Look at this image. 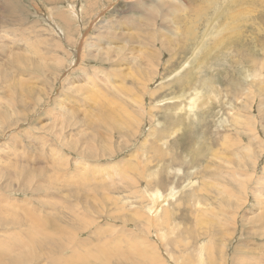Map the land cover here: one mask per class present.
<instances>
[{
    "label": "rangeland",
    "instance_id": "1",
    "mask_svg": "<svg viewBox=\"0 0 264 264\" xmlns=\"http://www.w3.org/2000/svg\"><path fill=\"white\" fill-rule=\"evenodd\" d=\"M215 1L0 0V264H264V0Z\"/></svg>",
    "mask_w": 264,
    "mask_h": 264
},
{
    "label": "bare ground",
    "instance_id": "2",
    "mask_svg": "<svg viewBox=\"0 0 264 264\" xmlns=\"http://www.w3.org/2000/svg\"><path fill=\"white\" fill-rule=\"evenodd\" d=\"M169 1H171V0H169ZM211 3H214V1L215 0H209ZM245 1V0H244ZM201 2H202V0H201ZM216 2L217 1H215V4H216ZM231 2L233 3V4H235L236 3V0H231ZM167 3V0L165 1V0H154V2H153V4L152 5H150V6H148L147 7V9H146V11L142 14V18L143 19H145V20H152V19H157V18H159L160 20H164L168 15H170L171 13H172V11H173V9L176 11L177 10V8L175 7V6H170V5H167L166 4ZM244 4V3H243ZM247 4V3H246ZM70 6V5H69ZM245 6V5H244ZM246 6H248V5H246ZM74 9V8H73ZM230 9V8H229ZM67 12H69V11H67ZM74 14V13H73ZM76 16V15H75ZM62 22L64 23V24H66V27H68L67 25H68V21H65V18L62 20ZM193 22V21H192ZM187 26V25H186ZM52 28V27H51ZM106 28H107V25L105 26V30H106ZM206 31H205V33L202 35V38H204L206 35H207V32L209 31V26L207 25L206 26ZM189 29V28H188ZM192 31V28L190 29V30H187L185 27H184V30H183V34H184V39H190V36H188L189 35V33ZM194 33V32H193ZM105 34H106V36H108L109 38H111V39H114L113 37H112V34H111V32H110V30H108L107 32H105ZM239 33H237V32H235L234 33V36H237ZM79 53V52H78ZM184 67V66H183ZM182 69V68H181ZM185 69V68H184ZM184 69H182V70H184ZM177 73H180V72H177ZM181 75H182V73H181ZM180 75V76H181ZM175 76V75H174ZM173 76V77H174ZM179 76V77H180ZM182 76H184V75H182ZM185 77H187V76H185ZM177 78V77H176ZM188 79H189V77H188ZM191 80V79H190ZM184 83V82H183ZM260 83H262V81H260ZM160 84V83H159ZM185 84V83H184ZM184 87V86H183ZM183 89V88H182ZM185 91V90H184ZM197 92V91H196ZM200 98V96H198V95H196V94H194L193 95V97L191 98V102L193 103V102H195V99L196 98ZM172 99H173V97H172ZM171 99V100H172ZM203 100V99H202ZM199 101H200V99H199ZM131 102H133V103H136L137 102V104L138 103H140V105H139V110L141 111V108L143 107L142 106V104H141V102H139V101H134V100H131ZM164 102H165V100H164ZM163 102V103H164ZM175 102V101H174ZM115 103V102H114ZM133 103H132V105H133ZM167 103V102H166ZM169 103H172V102H169ZM165 104V103H164ZM175 104V103H174ZM199 104V103H198ZM159 106V105H158ZM172 107V106H171ZM174 107V106H173ZM131 108H133V107H131ZM152 108H154V107H152ZM133 109H135V108H133ZM174 109V108H173ZM106 112H107V116H108V118H110V119H112L113 117H115L113 114V110L110 108L109 109V107H108V109L106 108ZM168 112V111H167ZM140 113V112H139ZM138 113V114H139ZM171 112H169V114H170ZM137 115V114H136ZM135 115V116H136ZM164 115V114H163ZM162 115V116H163ZM171 115H173V114H171ZM133 116V115H132ZM162 116H160V117H162ZM137 117V116H136ZM107 118V119H108ZM109 120V119H108ZM174 120V119H173ZM167 121V120H166ZM180 121V120H179ZM179 121H177V122H179ZM115 122V121H114ZM117 123V122H116ZM168 123H170V122H168ZM167 122H166V124H168ZM170 124H172V123H170ZM164 125V124H163ZM188 125V124H187ZM181 126V125H180ZM120 127V125L117 123V128H119ZM117 130V129H116ZM156 130V129H155ZM167 130H169V129H167ZM172 130V129H171ZM152 131H153V129H152ZM183 132H184V130H182ZM247 131L248 132H250V130L249 129H247ZM169 133V132H168ZM176 133V132H175ZM155 135H156V133H154ZM154 134L152 133V136L151 137H153L154 136ZM163 134H165V133H163ZM160 135V134H159ZM166 135V134H165ZM182 135H184V134H182ZM162 135H160V137H161ZM166 136H168V134L166 135ZM170 136V135H169ZM163 137V136H162ZM185 137V136H184ZM110 138H113V137H110ZM158 138V137H157ZM167 137H165V139H166ZM190 138V137H189ZM169 139V138H168ZM155 140H157V139H155ZM169 141V140H168ZM161 142H163V141H161ZM171 142V141H170ZM193 142V141H192ZM205 142V141H204ZM156 143H158V142H156ZM165 143V142H164ZM168 143V142H167ZM158 145V144H157ZM163 145V144H162ZM167 145V144H166ZM165 144H164V146L163 147H165L166 146ZM203 145H205L204 143H203ZM143 146V145H142ZM176 146V145H175ZM192 146H193V143H192ZM207 146V145H206ZM205 146V147H206ZM159 147V146H158ZM195 148H196V146H194ZM205 147H203V148H205ZM113 148V147H112ZM160 149H159V151L161 150V147H159ZM177 148H179V146H177ZM181 148V147H180ZM176 149V148H175ZM191 149V148H190ZM207 149H208V147H207ZM193 150V149H192ZM211 151V150H210ZM220 151V150H219ZM60 152H62L61 150H60ZM147 152V151H146ZM196 152V151H195ZM212 152H213V150H212ZM63 153V152H62ZM150 153V152H149ZM152 153V152H151ZM158 153V152H157ZM165 153V152H164ZM262 153H263V151H262ZM107 154V153H106ZM146 154V153H145ZM159 154H160V152H159ZM163 154V153H162ZM166 154V153H165ZM169 154V153H168ZM195 154V153H194ZM219 154V153H218ZM53 155H57V157H60V156H62L57 150H55L54 151V153H53ZM151 155V154H150ZM152 155H154V153L152 154ZM156 155V154H155ZM167 155V154H166ZM173 155V154H172ZM163 156H165V155H163ZM202 156V155H201ZM212 156H217V152L216 151H214L213 153H212ZM153 157V156H152ZM156 157H158V156H156ZM168 157V156H167ZM162 158V157H161ZM161 158H159V159H161ZM165 158V157H164ZM171 158V157H170ZM197 158V157H196ZM203 158H204V156H203ZM147 159H148V157H147ZM150 159V158H149ZM152 159V158H151ZM158 159V158H157ZM163 159V158H162ZM162 159H161V161H162ZM169 159V158H168ZM172 159V158H171ZM174 159V158H173ZM154 160V159H153ZM170 161V160H169ZM176 161H177V159H176ZM177 162H179V161H177ZM181 162V161H180ZM183 162V161H182ZM189 162V161H188ZM150 162H148L147 164H149ZM166 163V162H165ZM169 163H172V162H169ZM187 163V162H186ZM181 164V163H180ZM182 165V164H181ZM143 167H145V166H143ZM150 168V167H149ZM142 170H136L135 171V173L137 172V174L139 175V174H141L142 175V177H143V172H144V170H143V172H141ZM245 172H247L246 170H244ZM117 172V171H116ZM149 172H151V171H149ZM145 173V172H144ZM152 173H153V171H152ZM147 174H149V173H147ZM151 174V173H150ZM157 174H158V172H157ZM156 174V175H157ZM122 175V174H121ZM126 175V174H125ZM245 175H242V177H244ZM141 177V176H140ZM131 178V177H130ZM139 178V177H138ZM78 179V178H77ZM136 179V178H135ZM150 179V178H149ZM240 180H242V181H239V182H237V185L239 186V190L241 191V192H243L244 194H247L249 191H248V189H247V182H249L248 180H250L251 179V176L248 178V180H246V179H242V178H239ZM126 180V179H125ZM146 180V179H145ZM148 181V180H147ZM133 182V184L134 185H136L137 183H135L134 181H132ZM126 183V182H125ZM139 183V182H138ZM132 184V183H131ZM125 185V184H124ZM127 186V185H126ZM131 186V185H130ZM132 187V186H131ZM140 187V186H139ZM174 188V187H173ZM203 188V187H202ZM171 190V189H170ZM169 190V191H170ZM171 193H169L167 196H165L164 198H162L161 199V197H160V195L158 194V192H156V193H154V194H152L153 196H151V202L152 203H154V207L152 208V209H150V210H147V213L145 212V213H142L143 215L142 216H138L139 218H140V220H146L148 223H150V222H153V221H156V219H160V221H163V219L164 220H166V221H168L169 219H171V215L169 214V210L168 209H164L162 212H163V218L161 217L160 218V216H158V215H160V213H162L161 212V209L163 208V206H166V202H167V200L169 199V197H171V196H173L174 194L172 193V191H170ZM138 194V193H137ZM176 195V194H175ZM174 198V197H173ZM191 198H192V196H191ZM142 199V198H141ZM144 199V198H143ZM192 200V199H191ZM198 205H199V202H198ZM119 207H121V206H119ZM137 214H133V216H136ZM43 218V217H42ZM151 219H153V220H151ZM173 219V218H172ZM44 220V219H43ZM48 221H50V219H46V222L44 221V224H45V228H38L37 226H36V228H37V231H39V232H41L40 230H43V231H49V232H47V233H51V231H53V229H55V226H54V223H52V224H50ZM170 221V220H169ZM169 225V224H168ZM170 226H172V225H170ZM164 226H162V229H164L163 228ZM51 231H50V230ZM171 230H173V227L171 228ZM171 230H170V232H171ZM161 231V230H160ZM167 231V230H166ZM159 234V233H158ZM165 234V233H164ZM172 234V233H171ZM163 235V234H162ZM44 237H47L46 235H43ZM154 237V236H153ZM180 237V236H179ZM184 238V237H183ZM167 239V238H166ZM166 239H165V241H166ZM164 241V242H165ZM152 242H154V241H152ZM161 242V241H160ZM156 243V242H155ZM154 244V243H153ZM163 244V243H162ZM189 244V243H188ZM164 245V244H163ZM168 245V244H167ZM201 245V244H200ZM79 247V246H78ZM99 247V246H98ZM97 247V248H98ZM158 247V246H157ZM145 248V247H144ZM200 248H201V246H200ZM152 249H154V248H152ZM205 249V248H204ZM204 249H202L201 251H203ZM210 249V248H209ZM143 250V249H142ZM155 250V249H154ZM169 250V249H168ZM218 250V249H217ZM91 251V250H90ZM148 251V250H147ZM156 251V253H157V250H155ZM211 251V250H210ZM213 251H216V249L214 248V250ZM144 252H146V251H144ZM169 252V251H168ZM97 253V252H96ZM155 252H154V254H156ZM165 253V252H164ZM205 253V252H204ZM211 253V252H210ZM70 254V257L71 258H73V256L75 257V256H77V253H76V249H72L71 250V253H69ZM104 254H107V253H104ZM142 254V253H141ZM140 254V255H141ZM148 254V253H147ZM146 254V255H147ZM162 254V253H161ZM149 255V254H148ZM198 255V254H197ZM205 255V254H204ZM82 256V255H81ZM81 256H79V259H78V264H92V262H93V264L94 263H96V264H106L105 262L107 261L108 262V257H105V256H103V255H100V254H95V253H87V257H81ZM153 256V257H152ZM151 256V260H153L154 258L156 259V261L158 262V260H161V259H158V256L156 257V255L154 256V255H152ZM159 256L161 257V255L159 254ZM211 256V255H210ZM214 256V255H213ZM225 256H226V258H225V262L227 261V254H226V251H225ZM144 256H142V258H143ZM147 257V256H146ZM163 257V256H162ZM203 257V256H202ZM205 257V256H204ZM170 258V257H169ZM209 258H211V257H209ZM46 259H50L49 258V256L47 255L46 256ZM145 259H148V258H143V261L145 260ZM163 259V258H162ZM252 259V258H251ZM150 260V261H151ZM184 260V259H183ZM210 260V259H209ZM254 260H256V259H254ZM82 261V262H81ZM147 261V260H146ZM163 261V260H162ZM185 261V260H184ZM211 261V260H210ZM210 261H208V262H210ZM264 261V260H263ZM98 262V263H97ZM174 262V261H173ZM173 262H172V264H173ZM175 262H177V261H175ZM182 262V261H181ZM214 261H212V263H213ZM75 262H73V264H74ZM147 263V262H146ZM149 263V262H148ZM147 263V264H148ZM153 263V262H152ZM155 264H156V262H154ZM158 263H160V262H158ZM183 263V262H182ZM188 263V262H187ZM197 263V262H196ZM196 263H194V261H193V264H196ZM54 264H56V263H54ZM65 264H67V263H65ZM70 264H72V263H70ZM76 264V263H75ZM145 264V263H144ZM160 264H162V263H160ZM175 264V263H174ZM192 264V263H191ZM210 264V263H209ZM215 264V263H214Z\"/></svg>",
    "mask_w": 264,
    "mask_h": 264
}]
</instances>
